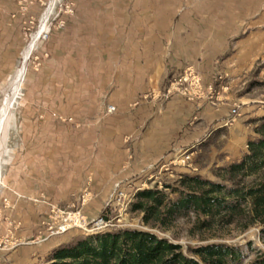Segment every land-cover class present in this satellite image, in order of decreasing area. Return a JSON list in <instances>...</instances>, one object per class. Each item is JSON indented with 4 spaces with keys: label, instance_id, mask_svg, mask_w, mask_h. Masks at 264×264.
<instances>
[{
    "label": "rangeland",
    "instance_id": "obj_1",
    "mask_svg": "<svg viewBox=\"0 0 264 264\" xmlns=\"http://www.w3.org/2000/svg\"><path fill=\"white\" fill-rule=\"evenodd\" d=\"M78 3L79 0H0V23H4L5 19L16 20L23 32V54L20 61L11 77L5 79L0 75V116L7 94L23 65L24 52L33 43L26 62L21 94L8 112L7 119L14 115V126L20 122L19 110L22 108L24 94L41 91L38 80L43 74L54 78L60 73H66L62 89L66 90L70 99L65 104L69 107L78 105L77 111L89 109L90 101L72 103L86 90L87 86H83L85 74L77 77L79 80L83 78L80 82L76 77L72 78L69 69L62 73L53 65L55 62L64 66L68 63L63 59L68 58L69 53H58L55 44L63 38H66V42L74 38L69 33L67 36L70 38L64 36V31L70 19L78 13ZM47 13L49 23L46 22L45 29L37 36ZM58 13V20H65L64 26L58 27V21L53 19ZM49 24L51 29L45 37ZM248 26L251 27L248 30V69L237 71V75L230 74L222 67L201 70L194 64L173 70L156 87H146L135 104L122 106L124 114L115 117L117 104L107 105L112 119L119 125L107 135L109 138L113 136L112 139L106 140V135L101 132V122H95L99 117L89 114L75 117L57 113V119L74 132L71 140L93 144L94 164L100 159H108L110 171L107 174H90L82 182L78 176L74 177V187L66 197L51 196L52 193L58 194V191L43 188L34 196L23 195L14 188L11 196L3 195L0 198V264H49L56 248L88 235L126 228L151 231L180 244L183 253L189 256H193L190 247L216 242L230 245L239 253L238 260H229L227 264H253L257 257L264 258L263 223L256 220L244 227L251 218L250 196L234 213L221 209L214 217H208L190 211L169 217L166 225L160 220L146 223L144 211L134 207L135 203L143 200L138 192L153 188L164 191L165 207L169 206L179 197V181L184 175L200 176L221 183L220 176L226 174V168L241 161L248 154L249 142L259 137L256 127L264 117V0H248ZM1 29L3 26L0 25ZM80 47V51H83V46ZM32 77L37 84L27 89V80ZM69 78L74 79L76 85L66 81ZM179 101L186 103V106L181 103L178 106ZM150 103L158 106H150ZM100 105L98 102L97 109ZM112 105L115 110L109 111ZM155 106L157 113L170 112L168 117L156 116L157 121L152 122L149 112L155 110ZM234 107L238 109L235 115L232 114ZM133 109L140 110L139 121L132 116ZM165 120L172 122L174 127L172 150L158 152L151 158L144 156L143 152H135L137 132L133 128V121L143 128ZM224 122L233 129L220 128ZM113 132L118 137L116 141ZM3 137L2 129L0 142L4 140ZM196 137L200 143L192 146ZM11 140L19 142L20 135L15 133ZM0 154L3 156L5 151L0 149ZM96 168L94 166V170ZM263 179L264 167L236 182H225L226 186L219 195L226 196V204H235L238 199L230 195L231 189L247 190L257 186ZM16 180L13 178L14 185H20ZM0 189V194L4 193V189ZM239 210L242 213L239 214ZM78 215L85 217L89 225L85 228L73 226L65 232L53 233L65 219ZM208 220L209 223L205 224Z\"/></svg>",
    "mask_w": 264,
    "mask_h": 264
},
{
    "label": "crops",
    "instance_id": "obj_2",
    "mask_svg": "<svg viewBox=\"0 0 264 264\" xmlns=\"http://www.w3.org/2000/svg\"><path fill=\"white\" fill-rule=\"evenodd\" d=\"M3 22L0 23L3 26L0 75L6 79L11 77L23 54V32L16 20ZM250 28L248 0H79L78 13L64 31V36L69 33L74 38L66 42L62 37L55 44L58 53H69L68 58L60 57L68 63L53 65L61 72L69 69L72 78L80 82L83 78L77 77L85 74L86 90L72 103L90 101V107L77 111L78 105H67L70 96L62 89L66 73L54 78L42 75L38 80L41 91L27 92L22 98L19 124L13 125L14 115L6 117L4 140L0 142V149L5 151L3 156L0 154V187L4 189L0 198L11 196L13 188L26 196H34L43 188L58 191L51 196L66 197L74 187V177L78 176L82 182L90 174L109 173L108 159L94 164L93 144L71 140L74 132L57 119V113L99 117L95 122H101L106 140L112 139L113 136L107 135L119 125L112 119L107 105L116 103L114 116H120L122 106L135 104L146 87H156L173 70L194 64L201 70L222 67L237 75V71L248 69ZM72 78L66 81L74 86L76 82ZM35 80L28 79L26 88L34 87ZM98 102L101 105L97 109ZM180 103L186 106L182 101L178 106ZM157 110L156 107L149 112L152 122L157 121L156 116L164 118L170 113H157ZM132 114L139 121L140 110ZM135 123V152L151 158L158 152L172 150V122L165 120L143 128ZM219 127L233 129L227 122ZM15 133L20 135L19 142L11 140ZM117 138L115 135L114 141ZM199 143L196 137L192 146ZM13 178L20 185H14Z\"/></svg>",
    "mask_w": 264,
    "mask_h": 264
},
{
    "label": "trees",
    "instance_id": "obj_3",
    "mask_svg": "<svg viewBox=\"0 0 264 264\" xmlns=\"http://www.w3.org/2000/svg\"><path fill=\"white\" fill-rule=\"evenodd\" d=\"M260 121L256 127L259 137L249 142L248 154L241 161L226 168V174L220 176L221 183L200 176L184 175L179 181V197L167 207L162 189L138 192L143 200L135 203L134 207L144 211V221L149 223L151 220H160L166 225L169 217L190 211L203 213L208 217H214L221 209L234 213L250 196L251 218L244 227L256 220L264 225V179L247 190L231 189L230 195L237 196L238 199L235 204H226V196L219 195L226 186L225 182H236L264 167V117ZM240 213L242 210H239ZM208 223L209 220L205 222ZM190 248L193 256L183 253L180 244L151 231L126 228L88 235L56 248L49 264H227L229 260L236 261L239 258V253L224 243L212 242ZM253 264H264V258L257 257Z\"/></svg>",
    "mask_w": 264,
    "mask_h": 264
},
{
    "label": "bare ground",
    "instance_id": "obj_4",
    "mask_svg": "<svg viewBox=\"0 0 264 264\" xmlns=\"http://www.w3.org/2000/svg\"><path fill=\"white\" fill-rule=\"evenodd\" d=\"M47 18H48V13L43 18L41 29H40L39 33L37 34V36L45 29ZM32 48H33V43H31L28 46V49L25 51L23 65H22V67L19 68L17 76L13 82L11 91H10V93L7 94V97L5 99L4 105H3L2 110H1V116H0V133L3 129L4 123H5V120H6V117L8 115L10 108L13 106L16 98L21 94L22 84H23L25 74H26V69H27L26 68V62H27L28 56L30 55V53L32 51Z\"/></svg>",
    "mask_w": 264,
    "mask_h": 264
},
{
    "label": "built area",
    "instance_id": "obj_5",
    "mask_svg": "<svg viewBox=\"0 0 264 264\" xmlns=\"http://www.w3.org/2000/svg\"><path fill=\"white\" fill-rule=\"evenodd\" d=\"M53 9H54V7H53ZM53 9H52V11H53ZM71 11H73V10H71ZM58 17H59V13L53 18L56 21H58V24H57L58 27L64 26L65 25V20H63L62 18H60L58 20ZM47 23H49V18L47 19ZM50 29H51V25L49 24V26H48V28H47V30L45 32V37L48 36ZM113 110H115V106L112 105V106L109 107V111H113ZM237 113H238V109L234 107L232 109V114L235 115ZM187 158H189V155L187 156ZM74 217H68L67 219H65L64 223L62 225H60L56 231H53V233L57 234V233L65 232L68 229H70V227H73V226H80L82 228H85L86 226L89 225V222L87 221V219L85 217L80 216V215L74 216Z\"/></svg>",
    "mask_w": 264,
    "mask_h": 264
}]
</instances>
